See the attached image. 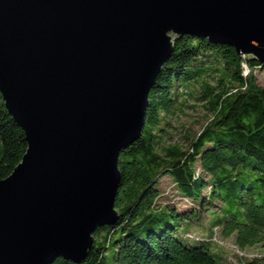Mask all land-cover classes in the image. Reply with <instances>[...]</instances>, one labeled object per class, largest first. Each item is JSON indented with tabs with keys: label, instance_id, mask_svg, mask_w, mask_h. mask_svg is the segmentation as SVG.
<instances>
[{
	"label": "water",
	"instance_id": "obj_1",
	"mask_svg": "<svg viewBox=\"0 0 264 264\" xmlns=\"http://www.w3.org/2000/svg\"><path fill=\"white\" fill-rule=\"evenodd\" d=\"M264 63V0H0V95L26 149L0 180V264L82 262L113 225L176 37Z\"/></svg>",
	"mask_w": 264,
	"mask_h": 264
},
{
	"label": "trees",
	"instance_id": "obj_2",
	"mask_svg": "<svg viewBox=\"0 0 264 264\" xmlns=\"http://www.w3.org/2000/svg\"><path fill=\"white\" fill-rule=\"evenodd\" d=\"M259 69L264 63L228 45L176 37L149 93L139 138L119 154L116 222L95 229L82 262L54 258L48 264H264V81L254 74ZM188 100L202 103L210 116L179 144L168 128ZM25 149L24 133L0 95V180ZM163 177L186 207L164 196Z\"/></svg>",
	"mask_w": 264,
	"mask_h": 264
},
{
	"label": "rangeland",
	"instance_id": "obj_3",
	"mask_svg": "<svg viewBox=\"0 0 264 264\" xmlns=\"http://www.w3.org/2000/svg\"><path fill=\"white\" fill-rule=\"evenodd\" d=\"M244 73H248V69L246 66L243 67ZM254 74L257 76V80L259 83L264 81V70H254ZM210 114L204 109L202 103L193 102L188 100L187 108H184L183 111L180 113H175L170 119V128L169 132L172 137L173 141L179 144L185 143V135H191L193 132H196L200 125L209 117ZM165 142L171 143V139L169 136L164 137ZM159 188L164 192V196L168 198V200L172 201L174 205L178 208L186 207V201L182 198H179L175 195V189L172 186L170 179L168 177L161 178L159 182ZM252 253L253 250L247 251Z\"/></svg>",
	"mask_w": 264,
	"mask_h": 264
}]
</instances>
